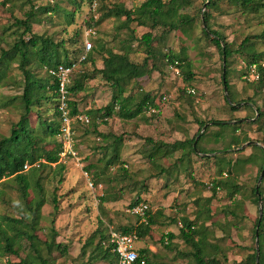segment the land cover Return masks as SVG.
Masks as SVG:
<instances>
[{
  "label": "rangeland",
  "instance_id": "rangeland-1",
  "mask_svg": "<svg viewBox=\"0 0 264 264\" xmlns=\"http://www.w3.org/2000/svg\"><path fill=\"white\" fill-rule=\"evenodd\" d=\"M145 1L100 0L95 5L88 0H11L6 7H2L0 2V52L11 51L24 31L17 28L16 21L25 20L31 11L37 13L33 32L56 43H65L70 59H73V53L83 48L84 41L90 39L94 49L90 53L95 64H79L73 78L74 85L75 80L84 74L91 75L84 82L85 91L73 97L84 117H88L89 111L105 108L114 96L110 85L93 72L103 68V59L108 51L128 53L132 62L142 64L147 50L141 38L152 33L155 37L153 48L159 56L158 69L152 70L151 61L149 74L132 81L126 97L137 99L146 93L156 99L165 97L160 103V113H146L131 121L116 116L108 124L98 126V132L104 135L123 138L119 145V164L106 168L105 160L113 155L109 148L113 140L105 142L95 134L94 123L88 117V124L80 120L72 124L77 157L63 164L65 172L59 174L53 167L40 171L46 204L42 208L36 235L40 240L42 258L49 264H109L93 260V251L101 240L100 232L106 236L110 229L135 227L138 219L130 213V205L138 197L151 213L156 208L162 209L163 204L172 210L170 216L163 212V217L157 214L158 224L147 240L155 251L148 256L150 264H196L193 254L197 249L187 245L182 238L184 219L198 223L197 231H201V235L196 237V241L199 238L206 241V247L201 248L203 258L217 256L221 261L227 258L229 264H238L258 249L254 239L255 222L260 208L264 210V201L261 197L262 203L256 204L253 190L262 174L264 156L250 143L264 150V117L256 115L260 108L264 116V90L255 91L256 87L246 82L243 74L249 54L257 52L264 55V38L261 37L264 11L259 15L251 14L229 0H221L218 8L208 10L212 17L210 27L223 35L231 49L235 50L246 39L250 40L244 55H234L228 60L225 70L228 71L230 90L225 91L223 56L212 40L203 34L206 27L202 16L206 9L205 0H190L181 10L195 18L186 33L162 27L148 29L134 23L126 25V18H103L106 10L116 5L135 10ZM44 8L54 11H45ZM92 18L98 23L94 26L96 34L88 37ZM77 33L80 37L76 44ZM169 52L191 64L192 82H187L179 69L163 61ZM61 59H64V53H61ZM33 62L32 72L38 79L46 80V69L38 67L35 60ZM261 63L264 68V57ZM187 90L195 93L189 94ZM23 92L24 77L18 60L7 59L0 75V140L10 136L12 125L19 122L24 112L21 103ZM227 96L231 103L235 102L234 105L240 107L238 111H232L226 102ZM245 105H249L248 108ZM44 107L46 111L42 116L60 123L59 117L52 114L54 105L45 104ZM30 121L32 127L38 126L37 112L31 113ZM218 121L231 124L228 127L215 126L213 122ZM204 124L202 133L206 132V135L194 153L189 143L199 135ZM175 143L179 146L174 150ZM51 148L53 145L47 147ZM158 148L160 153L156 151ZM227 149L228 152L219 153ZM215 152L217 154L214 155ZM152 153L155 159L150 158ZM246 160L249 162L244 163ZM90 165L96 166L97 172L95 169L88 172ZM221 170L227 173L224 180L237 183L241 188L233 199L230 198L231 193L221 191L214 194L210 189L212 182L219 179ZM164 171L168 172L166 176L172 177L168 182ZM92 176L100 177L98 182V178H94L98 184L93 190L89 187L90 183L94 184ZM190 185L195 188L193 191ZM260 189L264 193V176ZM55 195L59 202L56 214L52 202ZM34 197V191H29V200ZM103 197L105 202H101ZM192 198L197 199L194 207ZM3 216L16 219L27 216L17 185L8 181L0 183V222ZM170 229L178 234L175 237L179 241L168 246L166 239L169 240ZM17 242L20 258L30 256L32 251L28 240L23 237ZM53 242L61 245L62 249L54 246L50 251L45 243L52 245ZM16 262H19L17 257L0 254V264Z\"/></svg>",
  "mask_w": 264,
  "mask_h": 264
},
{
  "label": "trees",
  "instance_id": "trees-1",
  "mask_svg": "<svg viewBox=\"0 0 264 264\" xmlns=\"http://www.w3.org/2000/svg\"><path fill=\"white\" fill-rule=\"evenodd\" d=\"M88 1L91 4L94 3V0ZM99 1L100 0H98V2ZM220 1L221 0H205L204 5L206 9L202 13V16L203 24L206 27L203 29V34L206 38L212 40L223 56V63H226V66L224 64L223 83L227 87V90H230L228 71L225 70V68H228V60L234 55H244L246 51L245 48L249 45L250 40L246 39L240 47L233 50L220 32L212 30L210 27V19L212 17L208 10L218 8ZM0 2L2 7H6L11 0H0ZM101 2H103V0H101ZM229 2L241 7L245 12L251 14L259 15L264 11V0H229ZM189 3L190 0H146L135 10H128L123 5H116L107 9L103 18H126V25L134 23L137 24L138 27L148 29L162 27L165 30H182L186 33L195 22V18L181 12V10ZM43 10L54 11V9L50 8H44ZM36 14L35 11H31L26 14L25 20L16 21L17 28L24 29L23 33L18 38V41L15 43L11 51L0 52V75L3 65L6 60L9 59L12 61L18 60L19 69L24 77V92L21 97L24 112L19 122L12 125L10 136L0 140V183L7 181L15 183L20 196L25 202L27 210V216L25 217L21 216L20 219H16L9 216H3L0 222V254H9L17 257L19 262L13 264H37L38 262H40V264H49L42 258L40 240L36 235L39 222L42 218V208L46 204L44 188L41 185L39 176L41 170L51 167L55 168L59 174H63L65 172V166L60 163V154L63 150L61 137L59 140L60 142L57 141V138L61 135L62 121L61 112L58 108L59 83L57 79L50 77L47 71L60 65L70 66L73 63H79V59L84 55V43L81 50L73 53V60L68 56L69 53L64 47L65 43H56L51 38L36 35L33 32ZM91 20L92 23L89 24V27L90 29H95L94 26H97L98 23L94 21V18ZM75 36L77 39L74 40L77 44L80 33H77ZM26 37L29 38L26 40ZM261 37L264 38V32ZM154 40L155 37L152 33H146L142 36L141 42L147 50V57L142 64L132 62L128 53L118 54L113 51H108L107 57L103 59V68L94 69L93 71L94 74L96 73L100 75L101 79L109 84L114 92L112 101L105 108L97 111H89L87 113V116L90 117L94 123L93 130L95 134H98L105 142L113 140L109 147L113 150V155L108 160L104 157V160L106 159V168L115 166L121 162L119 145L123 138H118L113 135H104L98 132V126L101 124H108L109 120L116 116L121 120L131 121L146 113L151 114L152 110H156L155 114H159L161 111L160 103L165 97H159L156 99L155 96H152L149 93H146L137 99L132 96L126 97L129 84L132 81L142 79L149 74L151 61L153 62L152 70L155 71L158 69L157 61L159 60V56L153 48ZM61 53H64L63 60L61 59ZM263 57L264 55L262 53L259 54L253 52V54H249V58H247L248 60L245 63L246 70L243 74L244 78L250 77L252 74V68L255 67L254 72L258 76V79L250 82L256 87L255 91L264 90V68L261 63ZM34 60L38 67L46 69L48 75L46 80L38 79L32 72L31 67L33 66ZM163 61H166L170 66L179 69L187 82L193 81L194 75L191 70L192 66L186 59L180 58L169 52L163 57ZM88 63L95 64L91 53L87 54L84 62L79 64ZM90 76L91 75L84 74L80 79L75 80L74 85L72 84L73 86L71 85L69 89L70 96L68 102L70 115L72 117L82 116L78 105L73 101V97H76L78 94L85 91L86 87L84 82L89 80ZM245 81L248 82L247 79H245ZM231 100H233L232 96ZM226 102L231 106L232 111H238L240 108L239 106L236 107L234 105L235 102H229L227 98ZM45 104L47 106L54 105L52 114L54 117H59L60 123H57L51 118L47 119L42 116L43 112L46 111L44 107ZM245 106L248 108L249 105ZM116 110H118V112H116ZM262 110L263 109L260 108L257 109L256 115H258V117H264ZM33 112H37L38 118L40 119L38 126L36 127L31 126L30 115ZM97 120H99V122H97ZM213 124L215 126L228 127L231 123L218 121L213 122ZM205 126L206 124L200 129L199 135L193 138L189 143L192 146V151L194 153L197 152L198 145L206 135V132L202 133ZM197 138L198 143H196ZM51 145H53V148L47 149V147H50ZM105 146L108 145L106 144ZM178 146L179 143H175L173 149H177ZM250 146L258 148L263 153L262 157L264 156V150L259 146L254 145L253 143H250ZM156 151L160 153L161 149L158 148ZM228 151L229 150L227 149L226 151L219 153L223 154ZM165 154L166 153H164V155ZM213 154L215 155L217 153L215 152ZM150 158L155 159V154L152 153ZM247 162L249 161L246 160L244 163ZM229 166H231V163H229ZM26 167H28V169H26ZM92 169H95V172H97V167L94 165L89 166L88 172H91ZM260 171L262 173L264 167H262ZM166 172L167 171H164L165 174ZM226 174L227 173L221 170L219 173V179L217 178L212 182L210 189L214 194L221 191L231 193L230 198L233 199L235 195L240 192L241 188L237 183L224 180L223 176ZM99 176L102 177V175ZM92 177L94 186H96L98 183L95 182L96 180L94 181V178H98V182L100 177ZM31 190L34 191L35 197L30 201L29 191ZM253 194L256 204H259V199L261 197L264 201V193L261 189L259 190V193H257V188H255ZM105 200L104 197L101 198V202H105ZM52 202L54 205V214H56L59 211V202L56 195ZM141 204L145 203H142L140 197H138L136 201L130 205V208L132 209ZM231 214H234V212H231ZM198 216L200 217V212H198ZM157 224L158 221L156 217L149 210L145 222H141V219L138 218V224L135 227H124L121 230H114L123 234H135L140 240L149 236ZM197 229L198 223L196 221L189 222L187 219H184V225L181 230L182 238L187 245H192L197 249V252L193 254L196 264H229L227 258H225L224 261H221L217 256L209 259L201 256V248L206 247V241L200 238L196 241V237L201 235V231H197ZM10 232L14 234L10 235ZM257 234L258 249H255V253L249 255L244 262L238 264H264V210L262 217L260 218L259 213L255 222V241H257ZM100 236L101 240L93 251V260H103L109 264H115L117 261L116 255L112 252L111 247L104 246L109 239V233L105 236L100 232ZM23 237H25L30 243L32 253L30 256L21 259L16 247L18 244L17 240ZM174 238V235H169V240L166 239L168 241V244L166 245L171 246ZM45 246H47L50 251L54 246L59 250L62 249L61 245H56L55 242H53L52 245L45 243ZM66 250V248L63 249L64 252H66ZM149 253V250L138 251V259L135 264H149Z\"/></svg>",
  "mask_w": 264,
  "mask_h": 264
},
{
  "label": "built area",
  "instance_id": "built-area-1",
  "mask_svg": "<svg viewBox=\"0 0 264 264\" xmlns=\"http://www.w3.org/2000/svg\"><path fill=\"white\" fill-rule=\"evenodd\" d=\"M98 0H94L95 5H97ZM96 34L94 29H90L87 32V36L91 37ZM93 50V44L90 39L84 41V55L79 60V63L84 62L87 54ZM79 63H73L70 66L60 65L54 69H49L47 71L50 77H53L58 80L59 83V111L61 112V142L63 145L62 153L60 154V162L62 164L68 163V160L71 158H76L77 153L75 151L74 143V132L72 124L76 120H80L83 123H89L88 117L78 116L72 117L69 111V96H70V87L73 84V78L75 70ZM255 67L252 68V74L250 77H246L249 82L255 81L258 79V76L255 74ZM252 76V77H251ZM254 77V78H253ZM190 94H194V90L188 91ZM156 110H152L151 114H155ZM28 169V167H26ZM90 189H94V184H89ZM149 207L146 204H141L130 209V213L137 218H140L143 222L147 220V212ZM139 238L135 234H123L121 232H116L111 229L109 231V239L104 244L105 247H111L112 252L116 255L117 261L115 264H135L138 259V251L136 248V243ZM168 242V241H167ZM166 242V244H168Z\"/></svg>",
  "mask_w": 264,
  "mask_h": 264
},
{
  "label": "crops",
  "instance_id": "crops-1",
  "mask_svg": "<svg viewBox=\"0 0 264 264\" xmlns=\"http://www.w3.org/2000/svg\"><path fill=\"white\" fill-rule=\"evenodd\" d=\"M178 169V168H177ZM179 170V169H178ZM177 170H175V172H176ZM168 172H166V174H167ZM166 174H165V180H166V182H168V180H170L172 177L171 176H166ZM190 187H191V189H192V191L195 189V188H193V186L192 185H190ZM169 197V196H168ZM196 198H192V202H191V204H192V206L194 207V202H196ZM168 208H169V205H162V209H159V208H156V209H154L155 211H154V213H152L156 218L157 217H159L157 214H159L160 215V217H163V215H161L162 213L161 212H163V214H165V215H168V216H170V213L172 212V210H168ZM180 210H181V208H179ZM200 211V210H199ZM198 211V212H199ZM157 212V213H156ZM198 214V213H197ZM137 218V217H136ZM138 219V218H137ZM141 222H143L142 220H141ZM111 230V229H110ZM114 230V229H113ZM168 232H171V234L172 235H174V236H177L178 234L173 230V229H170V231H168ZM154 233L153 232H151V234L149 235V236H147V237H145V238H143V239H140V240H138V242H140V244L139 245H137L138 244V242L136 243V248H137V251H142V250H149L150 251V253H149V255L148 256H152L153 254H155V251L153 250V246L151 245V244H148L147 243V240H148V238H150L152 235H153ZM178 239L175 237L174 238V240L172 241V244L173 243H178ZM150 264V263H149Z\"/></svg>",
  "mask_w": 264,
  "mask_h": 264
},
{
  "label": "water",
  "instance_id": "water-1",
  "mask_svg": "<svg viewBox=\"0 0 264 264\" xmlns=\"http://www.w3.org/2000/svg\"><path fill=\"white\" fill-rule=\"evenodd\" d=\"M224 64H225V62H224ZM225 91H227V87H226V86H225ZM227 100L230 102L228 96H227ZM197 142H198V138H197V140H196V143H197ZM196 143H195V144H196ZM263 176H264V171L262 172V174H261V176H260V178H259V181H258V185H257V193H259V185H260V183H261V181H262ZM259 203H262V199H261V198L259 199ZM262 215H263V208H260V218L262 217ZM257 244H258V234H257Z\"/></svg>",
  "mask_w": 264,
  "mask_h": 264
}]
</instances>
